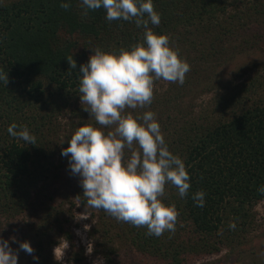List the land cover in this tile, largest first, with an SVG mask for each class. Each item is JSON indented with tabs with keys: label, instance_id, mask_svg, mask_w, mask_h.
<instances>
[{
	"label": "trees",
	"instance_id": "1",
	"mask_svg": "<svg viewBox=\"0 0 264 264\" xmlns=\"http://www.w3.org/2000/svg\"><path fill=\"white\" fill-rule=\"evenodd\" d=\"M70 3L64 9L61 0H0V72L8 76L7 84L0 81L1 227L2 222H11L28 211L36 188L50 178L49 172L56 165L51 158L54 155L44 147V130L48 126V115H42L45 88L55 85L60 96L80 95L82 74L78 69L88 61L92 50L118 51L144 41V29L134 21H108L103 9L85 15L80 0ZM153 3L161 15L158 26L150 25L154 31L167 34L182 58L184 52L194 48L199 60L211 64L212 69L222 68L234 54L253 48L264 32V0ZM71 59L76 60L77 69L70 68ZM188 74L193 77L186 76L183 85L172 83L175 91L162 101L158 95L151 105L130 111L133 115L160 111L165 141L170 151L183 159L190 174L191 188L186 197L181 198L170 184L165 188L163 201L174 203L179 212L174 233L166 231L156 237L148 235L146 227L134 225L130 230L132 244L165 264H188L189 259L219 253L228 243L241 244V237L255 222L258 204L264 201V192L260 191L264 188V101L248 104L244 100L245 93L256 89L259 93L264 88V72L258 71L250 83L236 86L232 94L218 91L209 101V110L198 117L193 116L194 109L188 114L182 108L192 93L190 88L201 84L194 73ZM214 88L208 85L205 90ZM192 105H196L194 101ZM13 122L29 128L36 137L35 145L8 133ZM125 151L127 154L128 149ZM59 172L53 175L58 177ZM197 191L206 193L203 207L192 198ZM77 197L81 204L88 205L83 188L77 190ZM70 201L71 207L76 205ZM92 209V213L97 210ZM51 217L57 220L58 215L50 212L37 223L35 244L33 238L29 240L34 248L33 257H39L38 261L32 258L34 264L51 262V251L57 244L51 239L53 226L48 227ZM111 218L118 224L111 221L103 232L107 241L103 253L109 263L118 253L111 230L123 224ZM69 221L64 219L65 223ZM230 223H235V229L229 227ZM58 228L71 241L70 230L61 223ZM97 232L94 229L93 235ZM72 245L75 247V242ZM75 262L81 264L82 258L76 256Z\"/></svg>",
	"mask_w": 264,
	"mask_h": 264
},
{
	"label": "clouds",
	"instance_id": "2",
	"mask_svg": "<svg viewBox=\"0 0 264 264\" xmlns=\"http://www.w3.org/2000/svg\"><path fill=\"white\" fill-rule=\"evenodd\" d=\"M80 4L85 15L103 9L108 21H134L144 29V41L118 51L96 48L79 66V97L81 104L87 105L84 111L94 116L97 124L115 128L105 132L102 127L82 124L61 155L68 157L70 172L81 178L89 206L136 227L144 226L148 235L174 233L179 212L174 203L166 204L162 198L169 184L181 198L186 197L191 188L190 174L183 159L170 151L154 112L123 113L151 105L157 80L183 85L190 64L171 46L167 34L151 27L161 23L153 0H80ZM60 6L68 9L70 0H61ZM68 61L70 68L77 69L75 59ZM0 81L8 83L3 72ZM7 131L27 144L36 143L26 125L13 122ZM134 143L138 150L128 157L125 149H132ZM205 195L203 191L193 194L197 206H204ZM229 227L235 229L236 225L230 223ZM19 250L34 253L27 240L20 242ZM18 259L19 252L0 237V264H18ZM33 259L38 261L39 257Z\"/></svg>",
	"mask_w": 264,
	"mask_h": 264
},
{
	"label": "rangeland",
	"instance_id": "3",
	"mask_svg": "<svg viewBox=\"0 0 264 264\" xmlns=\"http://www.w3.org/2000/svg\"><path fill=\"white\" fill-rule=\"evenodd\" d=\"M261 34L260 43L257 42L253 48H245L240 54H234L233 59L218 69H212L210 68L211 64L200 61V56L194 48L192 52H184L183 57L190 64V73H194L201 81V84L190 88L192 93L186 97L182 104L184 111L189 114L191 109H194L193 116L196 117L205 114L209 110L207 108L209 101L213 100L218 91L232 94L236 86L244 82L250 83L258 71L264 72V32ZM235 44L238 46L239 42ZM195 58L197 60H194ZM186 76L193 77L191 74ZM206 77L209 79L204 80ZM172 83L178 82H169L163 79L155 81L153 97L159 95L162 101L165 96L171 95V92L175 91ZM208 85H213L216 88L207 91L205 88ZM256 91L245 93L244 100L248 104L256 100L264 101V88L260 89L259 93L257 89ZM60 94L61 92H58L55 85L47 86L43 97L45 100L42 102L45 107L42 115H48L46 117L48 126L44 130L46 134L44 147L54 155L51 158L56 165L54 164L55 167L53 166L49 172L50 178L44 179L36 188L33 204L29 205L28 211L11 222H2L1 225L6 230L2 231L3 227L0 226V237L9 240L11 247L19 252L18 264H34L32 262L33 255L19 250V244L25 240L29 241L31 238L34 239L32 240L35 244V233L38 230L36 224L41 223L50 212H56L57 220H53L51 217V223L48 224V227L53 226L54 228L51 239L57 243L51 251L50 264H78L75 262L76 256L82 258L81 264H165L163 260L158 259L148 251H141L139 246L131 243L132 233L130 230L133 225L124 221L122 225L113 226L111 230L113 244L118 250L115 252L118 253L113 256L112 263L108 262L103 253V244L107 242L103 232L110 223H118L115 219L112 221L111 216L106 211L97 209L95 213H92L93 209L89 204L80 203L77 190L82 189L81 178L70 172L69 159L62 156L61 152L63 148L68 147V140L82 124L102 127L105 132L114 130L115 125L104 127L97 124L95 117L84 111V107L87 105L81 104L79 93L71 96L70 94L60 96ZM249 94L250 99H247ZM194 96L195 99L193 100ZM192 100L195 102V106L192 105ZM159 105L160 107L163 106L162 103ZM127 110L130 112L132 109H125V111ZM174 111L173 113L176 115L177 112ZM160 117L161 113L158 110L155 113V118L159 122H161ZM161 127L164 128V122ZM133 150H138V145L135 143L132 149H128V157L131 156ZM57 165L61 166L57 167ZM57 170L60 171L58 177L53 175L54 172L57 173ZM165 197L166 193L163 198ZM70 200L75 201L76 205L71 207ZM67 218L70 221L65 223L64 219ZM60 223L70 230L71 241L66 239L64 231L58 228ZM94 229L99 231L95 235H93ZM13 238L15 242H12ZM48 241L46 240V244ZM241 241L242 243L237 246L228 243L219 253L189 259L188 264H264V201L258 204L255 222L248 232L243 234ZM74 242L75 247L72 245Z\"/></svg>",
	"mask_w": 264,
	"mask_h": 264
}]
</instances>
